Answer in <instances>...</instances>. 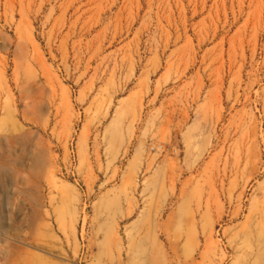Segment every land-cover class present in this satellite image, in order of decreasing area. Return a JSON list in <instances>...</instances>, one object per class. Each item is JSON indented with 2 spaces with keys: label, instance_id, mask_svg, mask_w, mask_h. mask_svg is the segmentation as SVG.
<instances>
[{
  "label": "rangeland",
  "instance_id": "374dc122",
  "mask_svg": "<svg viewBox=\"0 0 264 264\" xmlns=\"http://www.w3.org/2000/svg\"><path fill=\"white\" fill-rule=\"evenodd\" d=\"M263 259L264 0H0V264Z\"/></svg>",
  "mask_w": 264,
  "mask_h": 264
},
{
  "label": "crops",
  "instance_id": "0c3cea01",
  "mask_svg": "<svg viewBox=\"0 0 264 264\" xmlns=\"http://www.w3.org/2000/svg\"><path fill=\"white\" fill-rule=\"evenodd\" d=\"M36 257H38V256H35V255H33V254H31V255L29 256V258H33V259H36Z\"/></svg>",
  "mask_w": 264,
  "mask_h": 264
},
{
  "label": "bare ground",
  "instance_id": "6f19581e",
  "mask_svg": "<svg viewBox=\"0 0 264 264\" xmlns=\"http://www.w3.org/2000/svg\"><path fill=\"white\" fill-rule=\"evenodd\" d=\"M256 256V255H255ZM254 260H256L257 261V258H255ZM253 262V261H252ZM259 262V261H258ZM259 264H264V259H263V263H259Z\"/></svg>",
  "mask_w": 264,
  "mask_h": 264
}]
</instances>
